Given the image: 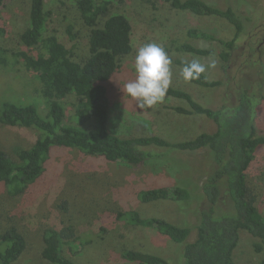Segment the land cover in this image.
I'll return each mask as SVG.
<instances>
[{"label":"trees","instance_id":"trees-1","mask_svg":"<svg viewBox=\"0 0 264 264\" xmlns=\"http://www.w3.org/2000/svg\"><path fill=\"white\" fill-rule=\"evenodd\" d=\"M7 1L0 0V38L5 34L1 14ZM138 1L155 11L159 10V2L165 4L174 18L177 13L191 12L226 20L234 29L229 40L196 28L186 30L188 37L216 42L217 47H200L192 41L175 45L178 52L215 57L225 63L224 68L237 49V40L247 32L250 20L229 4L220 8L203 0ZM47 2L72 4L79 22L88 30L85 58H78L55 32L46 31L50 14ZM124 2L29 0L28 21L19 35L24 50L5 48L0 43V69L23 70L31 75L28 89L21 97L0 102V126L31 129L36 134L13 155L0 148V200L5 198V205L13 208L10 215L5 206V224L0 231V264H18L26 251L27 228L38 226L32 212L46 187V165L63 149H74L87 158L129 165H139L152 158H180V153L200 154L202 160L210 157L213 168L199 185L202 197L198 206L195 203L198 215L192 227L177 225L161 215L144 217L133 208V201H194L193 191L181 186L183 178L168 186L140 189L137 196L136 191L129 192L127 203L112 210L110 222L152 229L150 233L157 235L158 232L173 242L183 243V261L179 264H234L233 254L241 231L254 238L251 246L256 252H264V208L257 202V188L253 184V178L263 168L258 152L264 147V133L256 134L252 130L254 122L249 128L244 113V109L251 110L253 103H257L256 92L238 86L234 93H228L232 101L229 96L228 100L223 98L220 106L209 107L194 97L190 86L183 89L170 85L165 96L186 102V106H174L175 113L205 117L215 125L214 131H201L188 140L170 141L153 132L123 137L109 130L111 98L108 91L116 90L117 80L126 78L124 74L128 70L123 67V60L133 52L135 45L131 13L123 6ZM69 27L67 32L71 30ZM173 62L183 67L189 61L176 58ZM248 62L254 65L250 59ZM190 83L211 90L227 85L220 77H209L205 73ZM263 112L264 106L259 119H264ZM260 123L259 120L257 125ZM187 162L194 164L192 160ZM227 201L232 202L233 211L231 215H222ZM57 208L66 213L67 201H62ZM51 221L52 225L38 231L39 256L51 264H79L77 255L86 250L95 237L76 235L74 224L62 218L52 216ZM192 229L196 232L195 238L187 241ZM99 231L107 232L108 226L100 227ZM97 238L104 239L103 236ZM120 259L130 264H175L165 257L135 248L122 249Z\"/></svg>","mask_w":264,"mask_h":264},{"label":"rangeland","instance_id":"rangeland-1","mask_svg":"<svg viewBox=\"0 0 264 264\" xmlns=\"http://www.w3.org/2000/svg\"><path fill=\"white\" fill-rule=\"evenodd\" d=\"M203 1L220 8L226 7L227 4L232 5L235 10L242 11L250 18L246 25L247 32L237 40V49L232 53V59L226 68L223 67L225 63L215 57H201L175 50L176 44L185 41H192L200 47L218 46L216 42L210 43L207 40L188 37L186 34L188 28L204 30L222 39H231L234 29L226 20L217 16H199L191 12L177 13L174 18L173 13L166 10V5L160 2L159 10L155 11L151 7L143 6L138 0H125L123 6L131 13L135 45L133 52L123 60L125 62L123 67L128 70L124 74L126 78L117 80L116 90L108 91V97L111 98L109 130L123 137L153 132L170 141H184L201 131H214V123L205 117L175 113L172 110L174 106H186L182 99L165 96L152 108L139 110L136 102L124 93V84L135 78L133 68L135 50L145 43L155 42L161 45L172 59L170 85L183 89L190 86L189 90L194 97L206 106L218 107L223 103V98L228 100L229 96L232 101V96L228 93H234L238 86L250 89L251 93L256 92L257 103H253L254 108L252 106L251 110L244 109V113L248 127L250 128L254 122L252 130L256 131V134L264 133L260 130L264 129V119H259L264 106V0ZM28 4L29 0H8L3 8L1 15L5 34L0 38V43L5 48L24 50L19 35L28 21ZM47 5L50 14L46 31L55 32L78 58H85L88 30L79 22L72 4L47 2ZM69 25L71 30L67 32ZM167 32L170 34L169 37H165ZM176 58L198 60L206 66L204 73L207 76L220 77L227 85L221 86L218 90H211L186 82L180 75L182 67L173 62ZM249 59L254 65L248 62ZM212 61H215V67H207ZM30 76L23 70L0 69V102L21 97L28 89L27 82ZM107 85L110 87L111 83ZM258 119L261 121L260 126L257 125ZM35 135L31 129L0 126V148L13 155L16 149L31 142ZM187 154L180 153V158L177 156L164 160L152 158L139 165H129L87 158L74 149L58 151L46 165L44 185L46 187L34 206L35 211L32 212L38 226L35 229L27 228L28 247L18 264H51L39 256L41 247L38 231L53 224L52 216L74 224L76 235L91 234L95 237L94 242L77 255L79 264H130L120 259L121 250L124 248L140 249L165 257L171 263H182L183 243L173 242L158 232V236L156 233H150L149 230L152 229L111 223L110 217L114 208L127 203L129 192L136 191V195L140 189L168 186L183 178L181 186L193 191L196 195L194 201L175 203L164 200L149 203L133 201L135 203L133 208L144 217L162 216L177 225L192 227L198 215V200L202 197L199 185L204 175L212 170L213 164L212 162L210 164V157H207V154V158L203 160L199 158L200 154ZM258 158L263 168L261 173L253 178V184H256L257 188V202L264 208V147L258 152ZM187 160H192L194 164L190 165ZM64 200L69 206L66 213L57 208ZM0 201L4 205L0 207L1 231L5 224V206L9 208L10 215L13 208L5 205V198ZM224 209L221 211L222 215H231L232 202L224 203ZM219 214L216 211V215L220 216ZM103 226H108L107 232L99 231ZM195 234V230L192 229L187 241L194 240ZM98 236H103L104 239L100 240ZM252 242L253 237L244 231L240 232V241L233 254L234 264H263L264 252H256L251 246Z\"/></svg>","mask_w":264,"mask_h":264},{"label":"clouds","instance_id":"clouds-1","mask_svg":"<svg viewBox=\"0 0 264 264\" xmlns=\"http://www.w3.org/2000/svg\"><path fill=\"white\" fill-rule=\"evenodd\" d=\"M171 65V57L158 43L148 42L135 50V78L124 84L123 91L136 102L139 110L152 108L164 99L172 80ZM207 67H215V61ZM205 71L206 66L193 59L185 62L180 75L190 82Z\"/></svg>","mask_w":264,"mask_h":264}]
</instances>
